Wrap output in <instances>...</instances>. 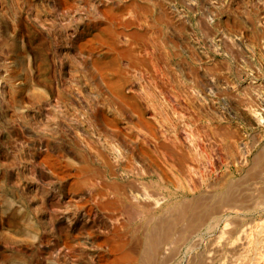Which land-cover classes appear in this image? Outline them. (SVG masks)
Masks as SVG:
<instances>
[{
	"label": "rangeland",
	"instance_id": "374dc122",
	"mask_svg": "<svg viewBox=\"0 0 264 264\" xmlns=\"http://www.w3.org/2000/svg\"><path fill=\"white\" fill-rule=\"evenodd\" d=\"M0 264H264V0H0Z\"/></svg>",
	"mask_w": 264,
	"mask_h": 264
}]
</instances>
